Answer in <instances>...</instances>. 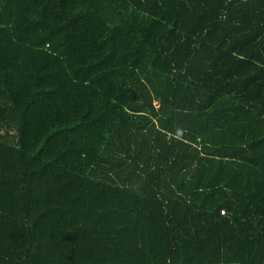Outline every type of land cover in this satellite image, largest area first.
<instances>
[{
  "label": "trees",
  "instance_id": "16d2710c",
  "mask_svg": "<svg viewBox=\"0 0 264 264\" xmlns=\"http://www.w3.org/2000/svg\"><path fill=\"white\" fill-rule=\"evenodd\" d=\"M0 264H264V0H0Z\"/></svg>",
  "mask_w": 264,
  "mask_h": 264
}]
</instances>
